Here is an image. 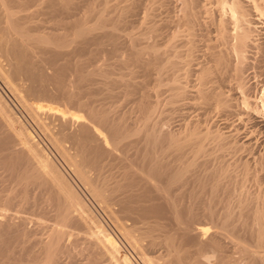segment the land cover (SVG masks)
Wrapping results in <instances>:
<instances>
[{"label": "bare ground", "instance_id": "6f19581e", "mask_svg": "<svg viewBox=\"0 0 264 264\" xmlns=\"http://www.w3.org/2000/svg\"><path fill=\"white\" fill-rule=\"evenodd\" d=\"M55 1L66 11L68 0ZM7 4L0 0V9L4 12L0 16V80L5 85L2 86L26 111L30 110L44 132L41 135L49 139L64 169L58 165L57 157L37 147L27 128L16 132L14 122L18 120L0 104V122L6 129V136L0 131V264H75L77 253L87 256L85 264H123L117 256V240L96 219L75 187L80 185L116 230L140 250L144 264H161L157 261L160 256L155 255L160 245L168 250L162 264L174 260L179 264H264V0H158L153 14L155 22L146 32L154 31L156 36H161L163 28L169 27L163 50L158 43L148 44L147 50L134 49L132 41L131 44L134 60L147 71L156 70L154 95L161 93L163 85L169 95L165 102L164 98L153 101L148 99L152 92H144L139 100L141 122L135 126L125 124V112L112 115L115 110L96 109L90 101L81 100L73 78L65 81L56 69L48 73V67L52 70L51 64L44 63L39 54L38 59L34 58L35 49H48V46L53 47L50 49L57 57L63 48L74 45L77 38L83 39L100 30L107 20L105 13L92 25L81 20L84 23L78 22L80 27L75 29L72 38L59 41L46 33L30 34L24 23L26 29L17 26L19 11L16 12L17 7L11 10ZM118 28L101 33L111 37ZM102 34L99 36L104 38ZM178 37L185 46L182 53L173 49ZM167 51H171L169 57L160 60ZM145 53L153 58L144 59ZM98 70L77 75L82 81L94 73L107 75L104 70ZM195 74L196 82L189 89L187 78ZM182 75L185 82L181 80ZM129 77L127 80H132ZM52 86L61 89L67 104H77L86 112L72 111L68 105L62 110L51 102L28 104L23 97V91H31L36 97L53 96ZM185 99L194 100L202 109L201 114H198L200 110L197 113L203 116L202 121L198 116L199 121L211 123L205 132L199 130L202 123L191 121L193 118L188 119V115L185 124L178 122L176 129L171 128L185 107H195L184 103ZM43 114L58 122L56 129L50 127L51 121L41 117ZM216 117L222 120L223 127ZM245 122L251 123L248 130ZM259 135L263 138L262 148H258ZM134 136L137 140H132ZM209 140L215 143L212 147L207 146ZM227 154L235 156V161L227 162L224 159ZM238 167L242 172L239 178L235 173ZM114 168L116 171H112ZM72 179L79 185L75 182L74 186ZM249 180L254 191L249 190ZM183 204L188 211L186 216L182 214ZM200 217L206 221L203 226L200 223V227H195ZM31 222L34 227L29 226ZM76 223L84 226L83 233L72 226ZM39 232L45 236L32 241L31 237ZM145 240L147 245L141 243ZM29 244L33 247H28Z\"/></svg>", "mask_w": 264, "mask_h": 264}, {"label": "rangeland", "instance_id": "374dc122", "mask_svg": "<svg viewBox=\"0 0 264 264\" xmlns=\"http://www.w3.org/2000/svg\"><path fill=\"white\" fill-rule=\"evenodd\" d=\"M5 1H6V3H8L7 4L8 7L11 5L10 6V7H12V8H10L11 10H14L15 11V8L17 7L16 8V12L19 11V13H16L15 12L16 13V16H19V18L17 17L16 22H18L20 20L19 21L20 23L18 22L19 24L16 23L17 26H19L20 28L21 27L23 28V25L22 24L24 23V26L25 25H28L29 29H26L27 26H26V28L25 27L24 28L26 30H30V31H28V32H30V34L37 35V34H43V33L45 34L46 33V35H49L50 37H52V39H55V38L58 39L59 38V41L60 40H64L67 37L69 39L72 38L74 36V34H75L74 33L76 31L75 29H77L78 27H80V25H78L80 22H81V24L84 23L85 21L88 24H91V25L92 24H95L98 21V19H99V15L101 13H105V15L107 16L106 17L107 20H105V22H103V25L105 24V26L102 25L103 28H101L100 30L97 29L98 31L97 30L93 31V33H91L88 37H84L85 39L84 38L83 39L77 38V40L75 41L76 43H74V45L71 44L70 46H66L65 48H63V50H62L63 53H57V54H59L57 57L55 55L56 53H53L54 50L52 49L53 50L52 51L50 49V48H53V47L48 46V49H46L45 47H41V48L35 49V51H34L35 52L34 53L35 57L34 58L35 59H38L37 56L39 54V56L41 55L39 58L42 59V60H45L44 63H47L48 66H49V64H51L50 66L52 67V70H50L51 68L48 67V69H47V72L48 73H53L55 71L54 69H56V72H58V73L61 72V75H62V77H64L65 81H68V79L73 78L74 81H76V86H77L78 91H79L78 96H80L79 98H81V100H83V101H90L91 104L96 109H106V108H109L107 110H110V111H111V109L112 110H115V111H112L111 112L112 115L113 114L120 115L121 112H122V115H123V113L125 112L124 115L126 114V116H125L124 122H125V124H127V125L129 124L130 126L133 125V123H134L133 126H135L137 124V122H138V124L141 122L140 115L142 114V111L140 110V103H139L140 101L139 100H141V97H142L141 95H143L144 92H150V91L152 92V90H154L153 89L154 88L153 86H155V81L154 80H155V78L157 76L156 75L157 73H156V70L147 71L144 67H142L140 65L139 62H136L134 60L135 55H133V50L134 49L145 48L146 46H148V44L149 45H154L155 43H158L159 48L161 50H163V48H161V47H164V45L166 44L165 41H166V38H167V34L169 33L168 32L169 31V27L166 26V27L163 28V33H162L161 36H156L154 31L153 32L152 31L146 32V31H148V27H152V25L155 22V19L153 17V14L157 11L156 10V6H157V1L158 0H156V1H153V0H68V6H70L71 8H69L67 6L66 7V11H65V7H62L55 0H53V1L48 0V2L47 1H44V0L43 1L42 0L41 1L40 0H5ZM42 2H44V3H42ZM56 2H57V4H56ZM154 2L156 3V6H155V3ZM40 4H42L43 6L40 5ZM45 5L48 6V7H45ZM151 5H152V7H151ZM153 7H154V9H153ZM121 8H122V11H121ZM67 9H68V11H67ZM151 9H153V10H151ZM58 10L61 13H58ZM150 10H151L152 13H150ZM70 11H71V13H70ZM123 11H124V13L125 12L126 13L123 14ZM68 12H69V14H68ZM121 12H122V14L124 16L122 14H120ZM3 13H4L3 10L0 9V16L1 17L3 15ZM20 13H22V14H20ZM149 13H150V15H149ZM64 14H65V16L63 17ZM68 15H70L71 17L68 16ZM117 15L119 17L120 16H123V17H121L122 19L119 20ZM144 15L145 16L147 15V16L145 17ZM20 16L22 17L21 19H22L23 22L21 21ZM66 16H67V18H66ZM81 20L82 21L84 20V22H82ZM76 21H77V23H76ZM114 23L115 24H118L117 26L119 28L116 30L117 32L114 35H112L111 37H109L108 35H106L107 37H109L108 40H107V37L104 34H102L101 32L106 31V30L108 31V30H110L112 28H115L116 29L117 26L116 27L115 26L112 27L113 25H115ZM2 25H3V23H2ZM145 28H147V30ZM144 29H145V31H144ZM99 33L102 34L104 36V38L102 36H99L100 35ZM92 34H94L95 36L92 35ZM145 35H147V36H145ZM130 36H132L133 38H131ZM91 37H93L92 38L93 41H92ZM112 37H113V40L114 41L111 40ZM139 37H140V39H139ZM78 39L79 40H82V41H79ZM90 39H91V42H90ZM84 40H86L85 43H83ZM110 40L112 41V43H110L111 42ZM131 41L133 42V46H135L134 49L132 48ZM98 42H99V45H98ZM113 42H114V45L115 46L114 45L112 46ZM72 49H73V51H72ZM173 49H175L176 51L178 50L177 51L178 53L179 52L182 53L184 51L185 46L183 45L180 37H178L176 39V41H175V47ZM64 50H65V52H64ZM145 50H147V49L145 48ZM165 51H166V49H165ZM92 52H94V53H92ZM170 52L169 51H167L166 53L164 52L162 54L163 57L160 56L159 59L160 60H163L164 58L169 57ZM168 53H169V55H168ZM71 54H73V55H71ZM148 54L147 53L144 54V59H149L148 56L151 57V55L150 54L148 55ZM50 56H52V57L50 58ZM66 57H68V58L65 60ZM151 58H153V57H151ZM2 59H3V57H2ZM131 59L134 60V61H132ZM124 60H126V61L124 62ZM62 61L65 63V65H64V63ZM125 64H126V66H125ZM52 65H54V66L57 65V67L55 68ZM59 65H63V66H59ZM64 66H66L67 68L64 67ZM62 67H64V68H62ZM74 68H77V69H74ZM98 68H99V70L100 69L101 70H104L105 73H107V75L105 76V75L98 74V75H100V76H98L97 73H94L93 76H90V78H88L87 80L82 78L84 80V81H82V80H80L81 78L79 79V76L78 75L83 74V71L85 73H87V71H91V70L92 71H96ZM113 69L115 70L114 72L112 71ZM65 70H66V72H65ZM131 71H135V72H131ZM63 72H64V74H63ZM130 72H131V74H130ZM181 72H182V70L179 71L178 73H181ZM113 73H116V74H113ZM128 73H129V75H128ZM132 73H133L134 77H132L133 76ZM73 74H75V75H73ZM112 74H113V76H112ZM124 74H127V75H124ZM196 74H197V72H196ZM196 74L195 75H190V77L187 78V79H189V80H187V81H189L188 82L189 89H192L191 84H193V83L196 82V80H195L196 78H194V77H197ZM102 76H104V77H102ZM124 76H126V77H124ZM69 77H71V78H69ZM91 77H93V78H91ZM113 77H115V78H113ZM120 77H121V79H120ZM122 77H124L126 79H122ZM128 77L129 78H132V80H130V79L127 80ZM76 78H77V80H76ZM100 79H102L103 82ZM107 79L109 80V82H108ZM114 79L117 82L116 81L112 82ZM184 79H186V78H184V75H182L181 80L185 82L186 80H184ZM106 80H107V83H106ZM119 80H121V82ZM125 80L126 81H129V82L128 83L127 82L124 83ZM133 81L134 82L136 81V82L133 83ZM145 81H146V83H145ZM100 82L103 83V84L105 83L106 86H105V84L104 85L103 84L101 85ZM147 82H148V84H147ZM165 82H167V81H165ZM0 83H2V84H0V93H1L0 96H2V97H0V99H1L0 100V102H1L0 104L3 107V109L5 108L4 110H6V112L8 114H10L12 117L13 116L16 117L15 118V121H16V119L19 121V122L18 121L17 122H14V129H16V132H20V131H22V129L24 131L27 128L26 130H28L29 133H30V135H32L33 138L36 140V144H38L37 147L40 148L41 150H43L44 153L49 154L52 157L55 156V158L57 157V159H58V156L56 155L55 150L52 147V144L49 142V139L47 141V138H45L46 135L45 134H44L45 136L44 135H41V133L43 134L44 132H42L43 130L34 121L33 116L29 112L30 110L26 111V109L22 105V103L20 101H18V99L15 98V96L8 89H6V87H4L5 85L3 84V82L1 80H0ZM27 83H29L28 80H27ZM109 83L112 84V85L114 83V85H116L115 86L116 88L114 89V85L113 86L110 85V87H109ZM85 84H88V86L85 85ZM125 84H127V85H125ZM2 85H4V86H2ZM83 86H84V89H83ZM103 86H104V89H102ZM140 86L143 89L139 88ZM143 86H145V87H143ZM147 87L149 88V90H148ZM165 87H166L165 85L162 86V89L163 90H161V93H162V94L160 93L161 95L160 94L157 95L155 93L157 95V97L155 98L156 95H154V92H152L151 95H149V98L148 99H151V100L154 99L153 101H156L157 98H159L160 100H162L164 98L163 99V102H165L164 100H166L167 96L169 95V92L168 91L167 92L165 91L166 90ZM72 88H74V87H72ZM100 88H101V92H99L100 91L99 90ZM150 88H152V89H150ZM52 89H53V92H54L53 96L55 95L54 98H52L53 96H43V98L40 97V96L39 97H36L38 95L37 94L36 95L35 94L33 95V93L31 91H28V93H27V91H23L22 93L24 94V96H23V94H22V96L24 97L25 100L28 101V104L41 102L42 104L44 103V105H47V104H49V102H51L53 106L58 107V108H60L62 110H65V109H67L69 107V109H71L72 111H80V112H83V113L86 112L84 108H82L81 106H79L77 104H67L66 99H65L66 97L64 98L61 89L59 91L58 90V87H56V86H54V87L52 86ZM86 89H88L87 92H86ZM107 89H108V91H107ZM128 89H129V91H128ZM132 89H134L133 90V93H131L132 92ZM109 90H111V92ZM105 91H106L107 94H108V92L110 93V94H108V97H106L107 96L106 93H105L106 96H104V92ZM163 92H165V93H163ZM127 93L128 94L130 93V94L128 95ZM131 94H133V95H131ZM25 95H27L26 96L27 98L25 97ZM90 95L92 96V98H91ZM125 95H127V96H125ZM159 95H160L161 98L159 97ZM111 96H112V98H110ZM2 98L4 99V101H3ZM33 99L35 101H32ZM40 99H42V100H40ZM52 99L54 101H52ZM85 99H87V100H85ZM47 100H49V101L47 102ZM151 100H149V101H151ZM185 100H187V101H185ZM185 100H183L182 102L185 101L184 103H187V105L188 104H192V105H195V107H191V109H189L188 108L189 105H188L187 107L184 108V110L186 111V113L184 111V113H180L181 115L179 114V112H177L180 115V118L177 115V113H175V116H177L179 118V121L177 120L178 119L177 117L173 116L174 118H176L175 120H177V122L176 121H173L174 123L171 122V123H173V126H174V127L172 126L171 128H175L176 129V126L177 127L179 126V123L178 122H181V123L184 122L183 124H185L187 122L186 119H187L188 116H189L188 119H190V117H191V119L193 118V120L190 119L191 121H194V120L195 121L196 120L199 121L197 118H201V117L202 118L200 120L201 121L203 120V116L198 115V114H201V110H202L201 108H200L201 110L199 109L200 106L196 105L194 103V100H191V99H185ZM53 102H55V103H53ZM5 103H7L8 106ZM57 103H58V105H57ZM64 104H66V106ZM67 105H68V107H67ZM100 105H101V107H100ZM6 106L9 108V110L6 109L7 108ZM21 106L23 107L22 109H21ZM183 106H186V105H183ZM98 107H100V108H98ZM75 109H77V110H75ZM83 109H84V111H83ZM117 109H120V110H117ZM198 111L200 113H198ZM27 112H28L29 115L27 114ZM12 113H14V114H12ZM182 114H185V115L182 116ZM190 114H191V116H190ZM186 115H188V116L186 117ZM138 116H139V118H138ZM198 116H201V117H198ZM41 117L44 118V120H46L48 122L51 121L50 123H52V124H50V127H52L53 129H56L57 123H58L57 121H52L50 119H47V117H46L45 114H43ZM181 117H183V118L181 119ZM174 118L172 120H174ZM184 118H185V120H184ZM212 119H214V117ZM31 120L33 122H31ZM190 120H188V122ZM216 120H219L218 121L219 124L221 125V127H223L222 124H221L222 123L221 122L222 120L218 119L217 117H216ZM201 121H199L200 124L202 123L201 124V127H200V124H199V127H200L199 130L202 133V132H205V130H207V127H211V123H208L207 124L206 122H201ZM34 122H35V124L38 127H36V125L33 124ZM1 123H2V121L0 122V127H1L0 128V131L2 132V134L4 132V136H6V134H5V130L6 129H4L5 126H3ZM15 123H16V125H15ZM205 123H206V125H205ZM233 123H235V121ZM236 123H237V121H236ZM247 123L245 122L244 124L246 126L244 124H243V126H245L246 129L248 130L250 128L251 123L250 122H247ZM249 123H250V125H249ZM20 124L21 125L23 124V126L21 127ZM25 125H26V127L24 128ZM52 125H56V126H52ZM239 125H240V123H239ZM243 128H241V131L244 130ZM2 129H4V130H2ZM73 129H76V128H73ZM39 130H41V131H39ZM224 130H226V129H224ZM246 132H244V133H246ZM39 134H40V136H39ZM240 136L243 137L244 134L242 133V134H240ZM259 136H260L259 139L260 138L261 139L258 141V144H259L258 145V148H262V144L260 142H261V140L263 138L261 137V135H259ZM41 137H43V138H41ZM134 137L136 139L133 138L132 140H137L138 137L137 136H134ZM38 142H40V143H38ZM44 144H46V145H44ZM214 144L215 143L212 140H209L207 146L208 147L209 146L212 147ZM67 145H69V143H67ZM140 145H141V143H140ZM132 149L130 150V152L132 151L131 154L133 155L135 153V147H133ZM48 151H50V152H48ZM72 151H73V149H72ZM225 157L226 158H224V159H226L227 162H233V160L235 159V156H231L230 154H227ZM59 160L60 159L57 160V163H58L59 166L62 167L63 166V163H62L61 160L60 161ZM230 160H232V161H230ZM60 163H62V165ZM116 169L117 168H114V169H112V171H116ZM236 170H238L237 171L238 173L235 172L237 174V176H238L237 178L241 177L242 176L241 168L238 167V168H236ZM239 172H241V174ZM72 180H74V179H72ZM249 181H247V185H249V187H250V188L248 187L249 190L251 189L250 191H252V189L254 187L252 186L253 185L252 184V181L251 180H249ZM75 182H76V180L73 181L74 186L77 185V184L79 185L78 182H76L77 184ZM75 187H77L76 189L79 192L80 191L82 192V193L80 192V194L83 196L82 198L85 199L84 200L85 202L87 201L86 204L92 210V212L95 215L96 219L99 220L101 222V224L107 230L111 231L112 234L114 235V238L117 240V243H118V246H119V249H118V252H117L118 259L123 264L124 263L126 264L127 262L130 263V264H144L143 259L141 260L140 250L136 249V247L134 246V243H132V241L130 239H128L125 236H123V234L119 233L118 230H116V228L113 226V224L111 223V221L109 220V218L106 217V215L104 214V212L99 209L98 204L96 205L94 203L95 201L93 200V198L89 194L87 196V192L85 191V189L82 186H81L82 188H80V189H79L78 186H75ZM83 189H84L85 192L83 191ZM182 190L185 191L186 189L183 188ZM253 191H254V189H253ZM184 198L185 199H183V201H186V197H184ZM200 200H197V202H199ZM199 208L197 207V209H199ZM194 209H196V208H194ZM181 210H182L183 216H186V214H187L188 211H187V208H185V205L184 204H183ZM199 210L202 211V209H199ZM201 218L202 217L196 219V221H198L199 223L196 222L195 223V227H200L201 226L200 223H202V226L204 225L203 223L206 220L204 219L203 221H201L202 220ZM129 222L131 223V221H129ZM29 224H30L29 226H32V227L35 226L34 224H32V222L29 223ZM72 226L76 228V231L79 230L80 234L84 232V226L82 227L81 224L76 223V224H73ZM135 233L138 234V232H135ZM41 236H45V234L39 232L37 235L32 236L31 237V240L34 241L36 238L41 237ZM127 240H128V242H127ZM30 241L28 243H31ZM145 241H142L141 243L142 244L146 243L144 245H147V240H145ZM32 244L31 245L29 244L28 247L29 246H32L33 247ZM131 244H133V245H131ZM159 247H160V249H159ZM159 247H158V249H157L158 251L156 252L155 255L156 256H158V255L160 256V258H159V256L157 257V258H159V259H157V261L159 260L158 262H160L162 264L163 259L165 260L167 258V254L166 253H168V250H167L166 247H165V249H163L164 246H161L160 245ZM136 251H138V252H136ZM160 253H161V255H160ZM84 255H85L84 253H77L76 256H75V258H74L75 264H78L79 263L77 261H80V263L82 262L81 264L87 263L88 262L87 261L88 258H87L86 255L85 256ZM83 256L86 259L83 258ZM149 256H152V254L149 255ZM77 257H78V259H77ZM124 258H126L125 259L126 261L128 259V261L127 262L124 261ZM67 259L65 257L64 262H67L68 261ZM165 264H167V263H165ZM168 264H179V263H177L174 260L173 262L168 263Z\"/></svg>", "mask_w": 264, "mask_h": 264}]
</instances>
